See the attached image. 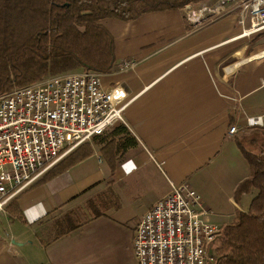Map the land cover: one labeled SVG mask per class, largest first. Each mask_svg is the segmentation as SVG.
<instances>
[{
	"label": "crops",
	"instance_id": "crops-1",
	"mask_svg": "<svg viewBox=\"0 0 264 264\" xmlns=\"http://www.w3.org/2000/svg\"><path fill=\"white\" fill-rule=\"evenodd\" d=\"M207 1L101 22L115 41L116 72L106 80L135 97L124 127L137 144L119 154L113 173L102 145L92 144L91 157L22 193L0 214V264H123L129 257L138 264L136 225L172 185L199 194L219 228L247 210L251 197L234 200L250 175L237 143L264 147V33L239 39L232 4L222 18L196 26ZM125 61L136 66L120 71ZM257 116L263 125L247 130ZM70 214L78 228L54 240V224Z\"/></svg>",
	"mask_w": 264,
	"mask_h": 264
},
{
	"label": "built area",
	"instance_id": "built-area-1",
	"mask_svg": "<svg viewBox=\"0 0 264 264\" xmlns=\"http://www.w3.org/2000/svg\"><path fill=\"white\" fill-rule=\"evenodd\" d=\"M230 4L235 5L239 39L264 33V0H214L200 10L195 25L222 18ZM135 66L125 61L119 70ZM115 72L71 71L0 95V214L79 147L125 125V111L135 97L106 80ZM262 125V116L252 117L246 129ZM237 133L235 126L228 132ZM219 233L200 195L172 185L138 221L134 256L138 264H216L211 247Z\"/></svg>",
	"mask_w": 264,
	"mask_h": 264
},
{
	"label": "trees",
	"instance_id": "trees-1",
	"mask_svg": "<svg viewBox=\"0 0 264 264\" xmlns=\"http://www.w3.org/2000/svg\"><path fill=\"white\" fill-rule=\"evenodd\" d=\"M201 1L0 0V95L71 71L108 74L116 69L115 41L102 21L130 23L148 13L177 11ZM110 138H95L79 147L39 183L91 157L92 144L102 145V158L113 173L119 154L137 143L124 126L117 127ZM237 145L249 164L250 175L237 186L234 200L239 205L242 197L251 199L246 211L236 210L232 221L220 228L211 250L216 264H264V147L254 152ZM17 210L12 215L23 222ZM76 218L70 214L56 222L54 240L77 229Z\"/></svg>",
	"mask_w": 264,
	"mask_h": 264
},
{
	"label": "rangeland",
	"instance_id": "rangeland-1",
	"mask_svg": "<svg viewBox=\"0 0 264 264\" xmlns=\"http://www.w3.org/2000/svg\"><path fill=\"white\" fill-rule=\"evenodd\" d=\"M212 2H214V0H208L206 2V5H210ZM113 130L109 131L106 133V135L102 138V139H105L107 136H110V133L112 132ZM140 220V219H139ZM52 229H53V225H52ZM122 264V263H120ZM123 264H135L134 262V259L132 257H129L125 262H123Z\"/></svg>",
	"mask_w": 264,
	"mask_h": 264
}]
</instances>
